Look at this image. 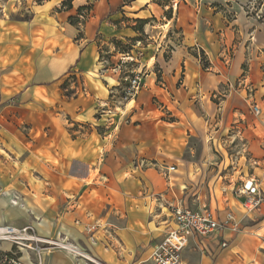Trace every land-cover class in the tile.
<instances>
[{
    "label": "crops",
    "instance_id": "1",
    "mask_svg": "<svg viewBox=\"0 0 264 264\" xmlns=\"http://www.w3.org/2000/svg\"><path fill=\"white\" fill-rule=\"evenodd\" d=\"M211 1L246 0L165 2L182 40L139 61L142 89L117 104L121 80L102 71L99 36L136 35L120 21L122 0H75L69 11L55 0H0V226L33 225L78 250L47 251L41 264H155L176 204L239 222L192 235L183 264H264V204L248 212L239 193L251 181L264 192V30L242 12L229 21ZM87 5L85 23L72 25ZM125 7L137 19L162 8ZM236 161L241 182L223 189L222 171Z\"/></svg>",
    "mask_w": 264,
    "mask_h": 264
},
{
    "label": "built area",
    "instance_id": "2",
    "mask_svg": "<svg viewBox=\"0 0 264 264\" xmlns=\"http://www.w3.org/2000/svg\"><path fill=\"white\" fill-rule=\"evenodd\" d=\"M134 57L129 53H121V58L118 63L113 64V72L118 73L119 77L128 83L124 90V94L120 96V103L122 101L134 98L143 87L142 74L133 73L122 78L121 66L125 60ZM114 96V92H111ZM256 115L260 114V107L255 104L252 108ZM102 114H111L113 110L107 105L100 110ZM140 160L139 165H143ZM169 172L175 170L174 166L167 168ZM244 198V207L248 212H253L264 204V192L255 182H247L239 191ZM172 215L174 227L169 230L164 239L159 243L151 254V259L155 264H183L182 252L187 247L190 237L197 235L201 238H209L223 232L225 229L237 231L239 229V222L236 220L234 214L230 211L227 213L224 221H219L214 217L209 208L201 210H192L182 204L172 206ZM0 242L12 244L15 249L0 251V264H27L19 253L24 251L33 252L38 260L37 264H41L42 255L50 250L61 249L72 253H78V250L65 241L43 237L38 235L33 225L24 227H15L12 225L0 226ZM228 243H222L226 247Z\"/></svg>",
    "mask_w": 264,
    "mask_h": 264
},
{
    "label": "rangeland",
    "instance_id": "3",
    "mask_svg": "<svg viewBox=\"0 0 264 264\" xmlns=\"http://www.w3.org/2000/svg\"><path fill=\"white\" fill-rule=\"evenodd\" d=\"M123 1V0H122ZM169 0H156L159 6L162 8H157V11L155 13L149 14V16L146 18L147 22L142 23V26L144 28V33H137L134 28L139 25L138 19L132 15V10L122 5L119 7L117 12L121 16V22L122 26H126L128 28H132L136 35L133 37H126L123 39H117L121 42L122 45L119 47L121 49L128 50L131 54V56L134 57L133 60L128 59L125 60V63H123V66H121V75L127 76V75H133V73H139L142 74L141 71H136L139 66V61H142L143 59H147L151 55L156 54L157 52L162 51V49H165V52H169L172 48V45L174 43H178V41L182 40V29L176 27V24H170L166 21V13L169 9H165L163 7V4ZM39 3V1H37ZM42 0H40V3ZM61 2L62 0H55L57 10H61ZM212 4H217V9L225 12V17L232 21L233 17L236 15V12H242L244 16L249 17L250 19L254 20L257 23L260 24V31L264 30V0H246L243 2H232L229 3H217V1H211ZM90 6V5H87ZM129 6V5H127ZM175 9H173L174 15ZM26 12V11H25ZM90 13V10H84L81 15L79 14L78 10L72 15L75 18H79L80 21H84L85 18L88 17ZM27 14V13H26ZM29 14V13H28ZM80 15V16H78ZM27 16V15H26ZM83 16V17H82ZM245 17V18H246ZM64 21V20H63ZM62 20H58V26H60V23H63ZM163 24H167V27H170L169 32L165 33ZM256 26V25H255ZM100 41V62L102 63V71H113V64L118 63L121 55L117 51L116 45L112 42L113 38H107L104 39L102 36H99ZM247 36L245 35V38ZM115 39V38H114ZM170 39V41L168 40ZM159 46V47H158ZM167 56V53H165V57ZM127 62V63H126ZM119 82H121L120 85H118L116 88V91L114 94L117 96L115 98V101L117 104H122L125 101H120V95L122 96L124 93V90L126 86H124L122 79L119 78ZM119 96V97H118ZM238 149H232L233 153L241 152L242 144L239 143ZM228 153L230 152L227 150ZM230 154V153H229ZM226 169L222 171V174H228L229 176H226L224 179H222L221 187L224 189H228L229 186L236 185L241 182L242 179V164L238 161L235 163H228L226 165Z\"/></svg>",
    "mask_w": 264,
    "mask_h": 264
},
{
    "label": "trees",
    "instance_id": "4",
    "mask_svg": "<svg viewBox=\"0 0 264 264\" xmlns=\"http://www.w3.org/2000/svg\"><path fill=\"white\" fill-rule=\"evenodd\" d=\"M74 1H75V0H62V2H61V10H64V11H69V10H71V9L73 8V2H74ZM134 1H136V0H123V6L130 5V4H131L132 2H134ZM88 9L91 10V5H90V6H82V7H79L78 12H79V14L81 15V13H82L84 10H88ZM172 11H173L172 8H169V10L167 11L166 16H167L168 18L172 17ZM80 15H78V16H80ZM82 17H83V16H82ZM83 18L86 20L85 17H83ZM85 20H84V21H80L79 18H75L74 16H70V17H69V22H70L72 25H79L80 23L84 24V23H85ZM146 22H147L146 19H138V23H139V25L136 26V27L134 28V30H135L137 33H144V28H143V26H142V23H146ZM112 42L116 45V47H117V51H118L119 53H129V54H130V52H129L128 50L121 49V48L119 47L120 45H122L121 42H120L119 40H117V39H113ZM201 59H202V61H203V63H204V67H207L208 64H207V62L204 60L205 57H204V54H203V53L201 54ZM126 63H127V62H126ZM124 77H125V76L122 75V78H124ZM122 82H123L124 86H127V85H128V83L125 82L123 79H122ZM67 84H68L67 81H65L64 84H63V87H64V88H67ZM67 93L70 94L71 92L67 90ZM123 93H124V92H123ZM120 96H121V95H120ZM118 97H119V96H118Z\"/></svg>",
    "mask_w": 264,
    "mask_h": 264
}]
</instances>
